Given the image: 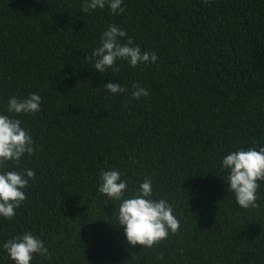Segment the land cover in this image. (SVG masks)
I'll return each instance as SVG.
<instances>
[{"label":"trees","instance_id":"16d2710c","mask_svg":"<svg viewBox=\"0 0 264 264\" xmlns=\"http://www.w3.org/2000/svg\"><path fill=\"white\" fill-rule=\"evenodd\" d=\"M84 2L0 0V114L34 141L0 172H35L15 217H0V264H14L3 244L25 232L48 248L30 264H264V181L259 207L244 209L222 168L226 155L264 147V0H122L116 13H84ZM109 25L157 61L95 70L86 57ZM133 83L149 95L133 99ZM32 93L39 112H7L12 96ZM108 170L127 183L125 198L151 179L179 231L130 245L122 201L98 191Z\"/></svg>","mask_w":264,"mask_h":264},{"label":"clouds","instance_id":"9594fccd","mask_svg":"<svg viewBox=\"0 0 264 264\" xmlns=\"http://www.w3.org/2000/svg\"><path fill=\"white\" fill-rule=\"evenodd\" d=\"M121 4L122 0H85L82 11L88 13L97 8L104 9L107 5L112 13L123 12ZM126 35L121 28L108 26L107 31L102 33L101 46L86 57L90 62L94 61L95 70L104 73L110 68L119 72L120 68L116 64L118 59L128 61L132 67L157 61L158 56L154 52H141L139 45H134L131 38L121 43V38ZM104 88L113 94L127 91L119 83L109 82ZM148 95V90L139 83L132 84L133 99L139 100ZM41 102V97L35 93L27 98L12 96L8 100L7 112L15 116L33 114L40 111ZM21 124V120L14 116L0 114V168L5 167L9 161L18 165L22 156L34 153L33 138ZM222 168L228 170L225 179L229 183V190L235 194L237 204L244 209L259 207L257 190L260 187L258 181H264V147L232 152L223 158ZM34 178L35 172L31 169L24 172H0V217L8 220L15 217V210L27 199L24 189L29 186V180ZM100 179L98 191L110 200L122 201L117 224L124 227L127 241L133 247L140 245L151 248L165 240L170 232L175 234L179 231L180 221L173 214L172 206L164 199L152 198L151 179L140 183L131 198L124 197L127 183L121 180L117 170L102 171ZM3 248L14 264H30L34 254L41 257L48 255V248L42 239L30 232L9 239ZM158 258L163 259V254Z\"/></svg>","mask_w":264,"mask_h":264}]
</instances>
